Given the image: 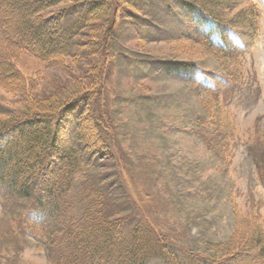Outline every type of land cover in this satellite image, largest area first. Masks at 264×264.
Returning <instances> with one entry per match:
<instances>
[{
    "label": "rangeland",
    "instance_id": "rangeland-1",
    "mask_svg": "<svg viewBox=\"0 0 264 264\" xmlns=\"http://www.w3.org/2000/svg\"><path fill=\"white\" fill-rule=\"evenodd\" d=\"M194 1L218 12L223 3L225 16L245 27L200 28L174 0H139L140 9L121 3L92 20L66 56L14 59L23 88L0 84L1 110L70 96L103 75L96 114L110 148L75 177L66 217L52 221L58 227L82 215L93 187L105 195L108 218L125 220L128 232L150 229L181 250L201 252L236 230L264 233V0ZM185 34L201 44L214 38L227 61ZM184 60L196 65L171 68ZM200 99L215 105L208 112ZM44 217L33 198L0 181V264H58L52 240L62 233L47 236Z\"/></svg>",
    "mask_w": 264,
    "mask_h": 264
},
{
    "label": "trees",
    "instance_id": "trees-1",
    "mask_svg": "<svg viewBox=\"0 0 264 264\" xmlns=\"http://www.w3.org/2000/svg\"><path fill=\"white\" fill-rule=\"evenodd\" d=\"M138 1L0 0V84L9 87L11 83L15 90L22 91L23 84L18 80L21 72L14 64L17 55L25 53L47 62L66 56L92 20L107 18L121 3L140 9ZM174 1L200 28L245 27L241 25L244 21L237 23L225 16L223 3L218 12L205 2ZM248 10L251 16L246 20L256 33L258 20ZM107 30L110 38L112 26ZM182 36L216 59L226 60L214 38H206L201 44L190 35ZM175 64L173 70L196 65L190 60ZM102 85L103 75L96 72L86 87L74 89L70 96L46 101L32 97L16 111L0 109V181L13 194L34 199L44 213L47 236L62 233L52 240L60 246L58 264H264V233L260 227L241 235L236 230L224 242H208L205 251L181 250L164 237L149 235L153 233L150 229L146 234L148 231L137 226L128 232L125 220L108 218L105 195L93 187L83 196L82 215L71 218L64 228L52 223L66 217L65 197L75 177L89 172L110 148L105 125L96 114ZM200 101L208 112L215 105L210 100Z\"/></svg>",
    "mask_w": 264,
    "mask_h": 264
}]
</instances>
